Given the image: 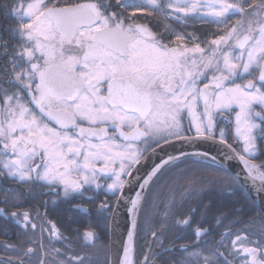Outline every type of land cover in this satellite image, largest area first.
Instances as JSON below:
<instances>
[{
	"label": "snow or ice",
	"instance_id": "obj_1",
	"mask_svg": "<svg viewBox=\"0 0 264 264\" xmlns=\"http://www.w3.org/2000/svg\"><path fill=\"white\" fill-rule=\"evenodd\" d=\"M0 21V180L15 185L0 188L5 221L35 233L41 213L34 217L31 204L25 207L29 197L87 212L75 201L110 179L105 190L116 204L105 196L97 208L112 213L114 227L126 185L140 179L133 174L138 165L177 142L214 140L217 116L233 112L241 148L224 130L219 144L247 175L228 191L264 198V163L253 159L264 154V0H2ZM197 23L217 31L202 39L187 31ZM185 113L194 135L186 134ZM188 156L209 153L180 151L153 161L139 188ZM141 199L137 192L129 213L138 212ZM41 203L46 219L48 201ZM197 211L174 218L187 231L171 241L179 255L164 264H264V212L245 218L240 208L210 213L205 205L197 218ZM39 227L47 244L5 242L11 254L0 264H99L88 251L100 242L92 225L74 236L51 220ZM167 227L148 229L159 248ZM136 228L133 220L119 264H133ZM156 255L150 249L145 264H156ZM105 257L104 264H116Z\"/></svg>",
	"mask_w": 264,
	"mask_h": 264
},
{
	"label": "flooded vegetation",
	"instance_id": "obj_2",
	"mask_svg": "<svg viewBox=\"0 0 264 264\" xmlns=\"http://www.w3.org/2000/svg\"><path fill=\"white\" fill-rule=\"evenodd\" d=\"M179 27V26H177ZM200 28L201 31L197 29ZM187 31H196L198 35L203 39L204 37L212 38L209 36V31L202 25H195V27H189ZM211 33H214L211 31ZM203 46V45H202ZM206 82V81H205ZM240 82V81H238ZM203 87V84L200 85ZM202 110V102H201ZM190 117L185 113L183 124L187 135H194V129L188 131ZM224 130L225 138L229 144H232L237 151L241 148V142H238L235 136V119L234 112L231 116L225 113L224 116H217L216 127L214 129L215 139L219 140V132ZM194 159L200 161L199 157L188 156L185 160L176 161L172 163V167L160 175V179L153 181L149 186L144 199V205L141 209L140 219L137 230L136 238V254L135 264H145L144 257L149 253V250L156 253V264H164L165 260L173 259L179 255L176 249L172 246L171 241L177 236L184 234L187 230L182 226L174 225V218L178 215H183L189 210V205L193 202L207 201L206 196L203 195L206 189L203 182H193L191 168L187 166V163ZM256 163H264V154L258 153L253 158ZM178 172V173H177ZM127 179V177H124ZM100 183L105 186L111 183V180L101 179ZM5 185L9 187H15V185L8 184V182L0 180V188ZM102 189H92L85 193V196L75 201L76 203H82L87 209V212L75 209L71 204L65 203L62 200H57L55 204L51 202V198L48 196H37L36 199L28 198L25 207L31 204L33 209V216L38 210L41 213V217L37 218L35 222L38 227L35 233L28 231L27 234L24 230L16 225L12 221H5L3 217H0V257L10 255L11 252L5 250L3 243L15 244L18 248L35 246L31 243L32 240H41L45 244L48 243V233L41 234L40 225L47 226V220H51L65 232L66 235H75V229L79 228L81 231L85 230L88 225H92L99 235L100 242L96 249H89L88 251L97 255V261L103 257V252L108 248V260H109V237H110V223L112 220V213L108 211L101 212L98 210L97 205L108 197V200L113 205L116 204V198L109 192ZM92 199L89 200L88 198ZM47 200V217H43L45 211V205L41 201ZM168 211L169 215L165 220L164 213ZM104 217H108L109 227H105ZM166 223L168 225L167 230L164 232L162 239L164 240L165 248H159L156 246L154 238L151 236L149 228H153L157 231L160 230V225ZM7 229V231H5ZM183 242V241H178ZM59 246V245H57ZM167 249V250H166ZM79 251L80 249L77 248ZM94 259V256H93ZM151 259V257H150Z\"/></svg>",
	"mask_w": 264,
	"mask_h": 264
},
{
	"label": "water",
	"instance_id": "obj_3",
	"mask_svg": "<svg viewBox=\"0 0 264 264\" xmlns=\"http://www.w3.org/2000/svg\"><path fill=\"white\" fill-rule=\"evenodd\" d=\"M180 151H184L188 153H194L197 151H200V152L207 151L209 153V156L207 158H202L199 156H193V157H199L201 161H209L213 164H216L222 167L223 169L228 171L233 177H235L239 184H243L245 182V177L247 173L242 170L243 164L239 161L238 158L226 159L225 153H228V149L226 148V146L220 145L219 140H216V139L208 140V141L201 140L197 142L195 147L191 145H182L180 142H177L174 147L166 146L163 152H161L158 149L157 154L155 156H151L147 162L142 163V165L137 166V168L139 169V172H136L135 170H133V174L139 176L140 179L138 181L134 180L131 185H126L124 192H123V196L120 199L119 204L116 206L114 227L112 226V220H113V215H112V220L110 223V237H109V260L110 261H115L116 264H119V262L123 260V250H124V247L128 243V240H127L128 232L131 230L132 221L136 220L137 228L135 230V234H134L133 242H132V248H133L132 260H133V264H135L136 236H137L140 211H141L146 193L149 189V186L151 185V183L154 181V179L158 175L153 177V179L150 181V185L146 186L145 190H141L139 188V184L143 182V178L151 170L153 161L155 163H159L162 158L166 159L169 154L179 156ZM212 156L216 157L215 161L212 160L211 158ZM184 158L186 157H180L179 160L184 159ZM172 163H170V165ZM165 168H163L162 170H164ZM127 179H130V178L127 177ZM248 183L250 184V181ZM244 191L246 192L250 200L254 203V205L260 210V212H264V198L257 196L255 192L249 193L245 189ZM137 192H142V199H141L140 205L138 206V209H139L138 212L135 215H133L128 212V208L131 207L130 201L136 198Z\"/></svg>",
	"mask_w": 264,
	"mask_h": 264
},
{
	"label": "trees",
	"instance_id": "obj_4",
	"mask_svg": "<svg viewBox=\"0 0 264 264\" xmlns=\"http://www.w3.org/2000/svg\"><path fill=\"white\" fill-rule=\"evenodd\" d=\"M2 2V0H0ZM3 21H0L2 23ZM201 31L200 28L197 29ZM210 30L209 34H211ZM185 160L182 159L181 161ZM191 168L192 180L193 182H203L206 191L201 196H206L207 201L201 202H193L189 205V208L195 207L197 208V218H199V211L203 209L205 205L209 206L210 213H215L217 209L220 208H240L242 212L240 215L247 217L248 214L261 213L260 210L254 205V203L250 200L244 189H239L235 192L228 191L229 187L237 188L238 181L235 177H233L228 171L223 169L222 167L213 164L207 161H196L192 159L190 163H187ZM172 167V164L162 170L158 176L154 179V181L160 179V175L167 171ZM178 173V172H177ZM144 205V203H143ZM142 205V207H143ZM142 209V208H141ZM210 218V217H209ZM140 219V217H139ZM107 252L108 259V248L104 250L103 257L101 259V264L105 262V253ZM94 260H97V255L94 253ZM100 263V259H98Z\"/></svg>",
	"mask_w": 264,
	"mask_h": 264
},
{
	"label": "rangeland",
	"instance_id": "obj_5",
	"mask_svg": "<svg viewBox=\"0 0 264 264\" xmlns=\"http://www.w3.org/2000/svg\"><path fill=\"white\" fill-rule=\"evenodd\" d=\"M198 25H201V24H199V23H197ZM196 24V25H197ZM202 27H205L206 29H207V31H210V30H212L213 32H216L217 31V29H216V27L214 26V25H202ZM210 33V32H209ZM209 36H211V35H209ZM203 160V159H202ZM200 161H201V159H200ZM207 162H209V161H207ZM144 203V202H143ZM140 213H141V211H140ZM136 238H137V236H136Z\"/></svg>",
	"mask_w": 264,
	"mask_h": 264
}]
</instances>
